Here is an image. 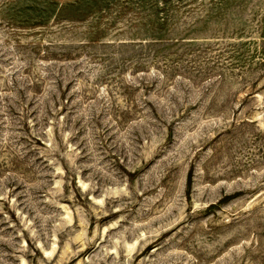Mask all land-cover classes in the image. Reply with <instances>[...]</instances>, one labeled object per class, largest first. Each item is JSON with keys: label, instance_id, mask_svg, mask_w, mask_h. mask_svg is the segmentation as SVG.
<instances>
[{"label": "rangeland", "instance_id": "obj_1", "mask_svg": "<svg viewBox=\"0 0 264 264\" xmlns=\"http://www.w3.org/2000/svg\"><path fill=\"white\" fill-rule=\"evenodd\" d=\"M0 264H264V0H0Z\"/></svg>", "mask_w": 264, "mask_h": 264}]
</instances>
